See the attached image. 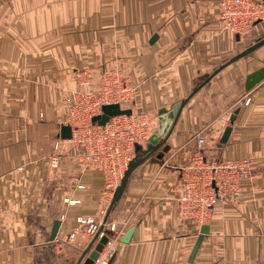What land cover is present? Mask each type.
<instances>
[{
	"label": "crops",
	"instance_id": "obj_1",
	"mask_svg": "<svg viewBox=\"0 0 264 264\" xmlns=\"http://www.w3.org/2000/svg\"><path fill=\"white\" fill-rule=\"evenodd\" d=\"M219 5L0 0V264H76L93 237L77 217L99 222L108 214L116 189L105 191L102 171L81 166L79 146L64 141L66 155L51 167L68 114L63 97L78 88L76 71L90 70L96 82L99 73L121 68L135 89L134 110L151 116L152 134L161 108L185 99L264 38V20L243 34L222 28ZM263 65L264 45L220 70L182 109L170 149L162 158L154 152L132 172L107 218L118 227L127 222L110 264H264V79L246 88L247 75ZM237 108L230 137L219 146L221 118ZM199 136L207 138L206 158L250 157L253 176L238 197L217 203L206 223L210 232L190 261L204 223L182 217L178 198ZM55 220L61 223L52 239Z\"/></svg>",
	"mask_w": 264,
	"mask_h": 264
},
{
	"label": "built area",
	"instance_id": "obj_2",
	"mask_svg": "<svg viewBox=\"0 0 264 264\" xmlns=\"http://www.w3.org/2000/svg\"><path fill=\"white\" fill-rule=\"evenodd\" d=\"M218 16L222 28L243 34L256 21L264 20V0H220ZM94 77L88 69L76 71L78 88L69 90L64 97L68 104L65 124L72 127V137H58L51 167L60 166L66 155L61 151L62 144L69 142L80 147L77 157L81 166L101 170L106 183L105 191L115 190L130 161L136 157V145L145 147L148 144L152 119L148 112L134 110V86L120 70L101 72L96 76V82ZM241 100L247 105L251 96L245 94ZM112 103H118L121 108H132L133 112L112 116L104 125L92 121L93 116L102 113L104 105ZM229 118H221L220 134L229 124ZM206 143L205 136L197 138L196 152L182 169L183 193L178 198L180 215L204 224L210 220L220 200L238 197L243 191L242 183L253 176L250 157L208 159L203 152ZM18 171L22 172L23 167H19ZM104 213L105 210H102ZM65 217V213L60 216L61 219ZM77 221L89 224L86 232L91 236L103 226L98 239L107 236L108 240L93 264H109L122 244L121 236L127 222L118 227L116 222L107 223V220L96 222L93 218L77 217ZM76 235L77 231L70 237L75 238Z\"/></svg>",
	"mask_w": 264,
	"mask_h": 264
},
{
	"label": "water",
	"instance_id": "obj_3",
	"mask_svg": "<svg viewBox=\"0 0 264 264\" xmlns=\"http://www.w3.org/2000/svg\"><path fill=\"white\" fill-rule=\"evenodd\" d=\"M156 38H157V34H155L152 37L151 42L153 43L156 40ZM262 45H264V38H261L255 44H253L252 46H250L243 52L238 53L237 55L232 57L229 61L220 65L212 74L207 76L205 80L200 82L185 99L174 103L170 109L164 107L159 110V113L157 116L158 125L154 129L153 133L150 135L149 142L146 145V147H143L139 144L136 145V150H137L136 157L130 161L128 168L125 171V174L122 178L121 183L119 184V186L116 188L114 192V198L109 207L108 214L113 208L114 204L118 200H120V198L122 197L127 187V184H128V181H129V178L132 172L154 152H156V156L158 158H162L164 153L170 149V145L167 143V141L171 133L173 132V129L178 121V118L182 112V109L187 104V102L190 100V98L197 91H199L214 75H216L220 70H222L225 66L242 58L243 56L248 55L249 53L253 52L254 50H256ZM263 79H264V65L250 72L247 75L246 88L250 90L252 87H254L257 83H259ZM132 112H133L132 108H121V106L118 103L106 104L102 107V113L93 116L92 121L98 124L104 125L110 120L112 116L120 115V114H131ZM238 112H239V109L237 108L230 115L229 124L226 126V128L224 129L220 137L219 146H222L224 143L228 141L230 134L232 132V129H233V125L236 121ZM59 136L62 139L71 138L72 137V127L69 124H63L61 127ZM108 214L105 216L104 222H106L108 218ZM60 223H61L60 220H55L53 229H52V235H51L52 239H55ZM102 228L103 226L100 227L99 231L92 237L91 241L82 250L81 255L79 259L77 260L76 264H82V263L83 264H93L94 260L98 257L100 251L104 247V244L108 240L107 236H103L102 238L98 239V234ZM133 231H134V227L129 229V231L123 238L124 242H128L130 240ZM209 232H210L209 224H206V223L203 224L201 227L200 234L198 235V238L192 249L190 261L194 259V256L196 255V252L198 251L204 236L208 234ZM112 259L110 260L109 264L111 263Z\"/></svg>",
	"mask_w": 264,
	"mask_h": 264
},
{
	"label": "rangeland",
	"instance_id": "obj_4",
	"mask_svg": "<svg viewBox=\"0 0 264 264\" xmlns=\"http://www.w3.org/2000/svg\"><path fill=\"white\" fill-rule=\"evenodd\" d=\"M120 69H121V68H120ZM120 69H117V70H120ZM120 71H121V70H120ZM122 74H123V73H122ZM77 83H78V82H77ZM75 89H76V88H75ZM59 92H61V90H60ZM58 94H59V93H58ZM134 95H135V94H134ZM61 97H62V96H61ZM61 97H60V94H59V102H60V98H61ZM134 97H135V96H134ZM63 100H64V97H63ZM59 102H58V103H59ZM58 103H57V104H58ZM67 116H68V115H67ZM67 116H66V118H67Z\"/></svg>",
	"mask_w": 264,
	"mask_h": 264
}]
</instances>
